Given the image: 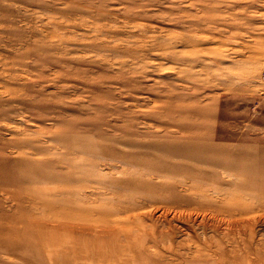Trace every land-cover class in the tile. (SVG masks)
Segmentation results:
<instances>
[{"label":"rangeland","instance_id":"1","mask_svg":"<svg viewBox=\"0 0 264 264\" xmlns=\"http://www.w3.org/2000/svg\"><path fill=\"white\" fill-rule=\"evenodd\" d=\"M187 141L244 164L158 168ZM248 155L264 0H0V264H264V205H210L253 184Z\"/></svg>","mask_w":264,"mask_h":264},{"label":"bare ground","instance_id":"2","mask_svg":"<svg viewBox=\"0 0 264 264\" xmlns=\"http://www.w3.org/2000/svg\"><path fill=\"white\" fill-rule=\"evenodd\" d=\"M218 85V84H217ZM225 89V88H224ZM166 146H168V147H166ZM160 148L161 149H165L166 150V152H168L169 154H171V157H170V162H171V164H172V167L171 166H167V165H163V167H158L159 169H167V168H172V169H174V167L176 168V169H178V168H182V167H187V165H188V167L190 168V166L189 165H191V166H193L194 168H196L195 167V165H199V166H203L204 164H206V165H208V166H214V165H218V166H230V165H234V164H236V163H241V162H239L237 159L239 158L238 156L239 155H242L243 154V152H241V151H239V150H233V151H231V152H229V153H227V152H223L222 151V145L221 144H215V143H208V142H205V145H203L202 144V142H200V141H187V142H185L183 145H178V144H171V143H165V144H161L160 145ZM231 154H233L234 156H229V155H231ZM173 156H175L174 158H173ZM245 156V155H244ZM249 156V159L248 160H250L249 162H247L248 163V165L245 163V168L249 171V173L251 172V174H250V177L253 179V184L252 185H250V186H242V187H239L238 186V188L236 189V192H234V193H231V195H228V193L226 192L227 191V189L230 187H228V188H225L226 189V191L224 192V188H222V187H219V188H222V189H219L218 187H217V189H214V190H212V192H214L217 196H219V198L218 199H215L213 202H211L210 203V205L213 207V209H217V210H221V211H223V212H227V214L229 213V214H241V213H246L249 209H254V207L255 208H260L261 209V207H263V203H264V156H258V157H253V158H251L250 159V155H248ZM181 159H180V158ZM243 157V156H242ZM247 157V156H246ZM156 159V158H155ZM184 159H186V160H188V161H185ZM158 164L157 165H159L161 162L159 161V162H157ZM241 164H244V163H241ZM255 164H258L259 166H261L262 168H261V171H259V172H257L256 170H255V172L254 171H251V169L249 168V167H253V165H255ZM162 165V164H161ZM185 165V166H184ZM126 167V166H125ZM204 167V166H203ZM203 167H201L200 168V170L201 171H203ZM127 168V167H126ZM154 168V167H153ZM243 168V167H242ZM139 169V168H138ZM221 169V168H220ZM244 169V168H243ZM125 170V169H124ZM212 170H214V169H212ZM245 170V169H244ZM14 171V168L12 167V172ZM223 171H227V170H223ZM228 171H229V169H228ZM159 172H161V171H159ZM166 173H167V171H166ZM230 173V172H229ZM150 174H153V173H151L150 172ZM163 174H165V173H163ZM174 174V173H173ZM228 174V173H227ZM226 174V175H227ZM230 174H232V173H230ZM190 175V174H189ZM238 175V174H237ZM157 176V175H156ZM155 176V177H156ZM215 176H216V174H215ZM224 176V175H223ZM233 176V175H232ZM239 176V177H238ZM237 176V178L238 179H240V175H238ZM226 177H228V176H226ZM2 178H3V180L4 181H10V179H12L13 177H12V175L11 176H9V173L8 172H5L4 173V176H2ZM159 178V177H158ZM174 178V177H173ZM186 179V178H185ZM190 179V178H189ZM227 179V178H226ZM233 179V178H232ZM241 179H242V177H241ZM240 179V180H241ZM190 180H192V179H190ZM240 180H237V181H240ZM149 181H150V179H149ZM157 181V180H156ZM226 181V180H225ZM236 181V182H237ZM158 182V181H157ZM157 182H155V183H157ZM166 182V184H167V182L168 181H165ZM185 182H186V180H185ZM185 182H183V183H181L182 185L185 183ZM188 182V181H187ZM227 183H228V181H226ZM231 182H232V184H233V181L231 180ZM173 183H179V178H177V180L176 179H174V181H173ZM173 183H170V184H173ZM191 183V182H190ZM169 184V183H168ZM167 184V185H168ZM222 184V183H221ZM220 184V185H221ZM250 184V183H249ZM185 185V184H184ZM190 185V184H189ZM227 185V184H226ZM225 185V186H226ZM163 186V185H162ZM165 186V185H164ZM187 186V185H186ZM233 186H235V185H233ZM161 187V186H160ZM173 186L172 185H168V187L167 188H169V189H173L172 188ZM214 187V186H213ZM165 188V187H164ZM208 188H210V187H208ZM212 188V187H211ZM216 188V187H215ZM179 189V188H178ZM224 189V190H223ZM100 190V189H99ZM192 190H193V188H192ZM223 190V191H222ZM204 191V190H203ZM207 191H208V189H207ZM211 191V190H210ZM228 191H231V190H228ZM235 191V190H234ZM5 192V191H4ZM210 193V192H209ZM208 193V194H209ZM214 193H213V195H214ZM36 194V193H35ZM48 194V193H47ZM207 194V195H208ZM223 194H224V196H223ZM61 195V194H60ZM196 195V194H195ZM213 195L211 196V197H213ZM244 195H245V197H244ZM45 196V195H44ZM146 196V195H145ZM188 196V195H187ZM209 196V195H208ZM207 197V196H206ZM215 197V196H214ZM43 198V197H42ZM171 198H172V196H171ZM197 197H195V199H196ZM210 197H208V199H209ZM248 198H251V199H249V201H248ZM55 199V198H54ZM202 199V198H201ZM204 199V198H203ZM221 199H223V200H221ZM233 200V202H230L229 200ZM52 200V199H51ZM207 200V199H206ZM205 200V201H206ZM211 200V199H210ZM221 200V201H220ZM145 202V201H144ZM200 202V201H199ZM202 203V202H201ZM200 203V205H204V204H209V201L208 202H206V203H202L201 204ZM54 204V203H53ZM129 205V204H128ZM209 205V206H210ZM167 206V205H166ZM171 206V205H170ZM158 207V206H157ZM174 207V206H173ZM183 207V206H182ZM3 208V207H2ZM171 208V207H170ZM174 208H176V206L174 207ZM187 208V207H186ZM88 209V208H87ZM173 209V208H172ZM184 209H185V207H184ZM188 209V208H187ZM186 209V210H187ZM21 210V209H20ZM196 210H197V208H196ZM205 210V209H204ZM26 211V210H25ZM165 211H167V210H165ZM177 211H178V208H177ZM181 211V210H180ZM188 211V210H187ZM202 211V210H201ZM207 211V210H206ZM209 211V210H208ZM163 212V211H162ZM185 212V211H184ZM200 212V211H199ZM204 212V211H203ZM213 211H211V213H212ZM165 213H168V212H165ZM171 213V212H170ZM183 213V212H182ZM189 213V212H188ZM193 213H194V211H193ZM206 213V212H205ZM215 213V212H214ZM158 214V213H157ZM174 214V213H173ZM176 214H178L177 212H176ZM175 215V214H174ZM179 215H181V213H179ZM189 215V214H188ZM193 215V214H192ZM196 215V214H195ZM205 215V214H204ZM204 215L202 216V218L205 220V218H204ZM208 215V214H207ZM225 215V214H224ZM243 215V214H242ZM168 216V215H167ZM170 216V215H169ZM172 216V215H171ZM170 216V217H171ZM194 216V215H193ZM196 216H198V215H196ZM209 216V215H208ZM223 216V215H222ZM227 216V215H226ZM252 216V215H251ZM27 217V216H26ZM174 217V216H173ZM186 217V216H185ZM207 217V216H206ZM209 217H211V218H216V217H214V215H211V216H209ZM224 217V216H223ZM239 217V216H238ZM238 217H237V219H238ZM241 217V216H240ZM160 218V217H159ZM175 218V217H174ZM177 218V217H176ZM175 218V219H176ZM195 218V217H194ZM233 218H235V217H233ZM179 219H181L180 217H179ZM198 219H199V217H198ZM218 219V218H217ZM220 220H222L223 221V223L225 224V223H227L228 224V226L230 227V223L231 222H229V221H234L233 219L232 220H230V218H228V219H226L225 220V218H219ZM218 219V220H219ZM245 219H246V217H245ZM188 220V219H187ZM189 220H190V218H189ZM188 220V221H189ZM240 220H241V218H240ZM172 221V220H171ZM191 221V220H190ZM193 221V220H192ZM191 221V222H192ZM207 221V220H206ZM211 221H213L214 223H212L211 225H213L214 224V226H217V224L215 223V221H216V219H215V221L214 220H210V222ZM244 221V220H243ZM243 221H242V223H243ZM160 222V221H159ZM197 222V221H196ZM200 222H202V221H200ZM205 222V221H204ZM217 222V221H216ZM219 222V221H218ZM236 222V221H235ZM234 222V223H235ZM238 222V221H237ZM236 222V223H237ZM240 222V221H239ZM244 222H246V220L244 221ZM171 223H174V222H171ZM179 223V222H178ZM182 223V222H181ZM234 223L232 222L231 223V225L232 226H234ZM247 223V222H246ZM261 223V222H260ZM180 224V223H179ZM178 224V225H179ZM190 224H192V223H190ZM239 224V223H238ZM237 224V225H238ZM249 224H250V220H249ZM176 225H177V223H176ZM182 225H183V223H182ZM181 225V226H182ZM186 225H187V222H186ZM194 225V224H193ZM236 225V227L234 228V230L236 231V230H238L237 228L239 227V225L237 226ZM55 226V225H54ZM81 226V225H80ZM163 226V225H162ZM181 226H180V228H181ZM197 226H199V225H197ZM201 226H203V225H201ZM260 226V225H259ZM263 226V225H262ZM104 227V226H103ZM157 227V226H156ZM185 227V226H184ZM225 227H227V226H224V227H222L223 228V230H224V228ZM246 227V226H245ZM201 228H203V227H201ZM214 228V227H213ZM221 228V227H220ZM86 229V228H85ZM113 229V228H112ZM165 229V228H164ZM175 229V228H174ZM187 229H188V227H187ZM191 229V228H190ZM196 229V228H195ZM204 229V228H203ZM210 229H212V228H210ZM228 229H230V228H228ZM231 229H233V228H231ZM247 229V228H246ZM42 230V229H41ZM75 230H77V229H75ZM84 230V229H83ZM89 230H91V229H89ZM100 230V229H99ZM177 230H179V229H177ZM196 230H198V228L196 229ZM240 230V229H239ZM82 231V230H81ZM85 231H87V230H84V232ZM187 231V230H186ZM214 231H216V230H214ZM219 231H220V229H219ZM218 231V232H219ZM222 231V230H221ZM232 231V230H231ZM242 231V230H241ZM246 231V230H245ZM40 232V231H39ZM83 232V231H82ZM112 232V231H111ZM199 232V231H198ZM234 231H232V233H233ZM243 232H244V230H243ZM45 233H46V231H45ZM106 233V232H105ZM206 233V232H205ZM239 233V232H238ZM84 234V233H83ZM207 234V233H206ZM209 234V233H208ZM242 234V233H241ZM38 235V234H37ZM121 235V234H120ZM201 236H202V233L200 234ZM209 237V236H208ZM58 238V237H57ZM121 238V237H120ZM169 238H170V236H169ZM201 238V237H200ZM5 239V238H4ZM12 240V239H11ZM37 240V239H36ZM165 240V239H164ZM239 240V239H238ZM244 241V240H243ZM9 243V242H8ZM13 243V242H12ZM28 243V242H27ZM50 246V245H49ZM51 247V246H50ZM37 248V247H36ZM53 247H51V249H52ZM48 249V248H47ZM50 249V248H49ZM62 250V249H61ZM40 251V250H39ZM57 252V251H56ZM74 252H75V250H74ZM45 253V252H44ZM74 255V254H73ZM78 255H79V252H78ZM53 256V255H52ZM77 257V256H76ZM53 258V257H52ZM48 259V258H47ZM50 259V258H49ZM53 260H54V258H53ZM50 261V260H49ZM56 261V260H55ZM68 261V260H67ZM61 262V261H60ZM71 262V261H70ZM50 263H52V262H50ZM222 263V262H221ZM238 263V262H237ZM251 263V262H250ZM55 264H56V262H55ZM236 264V263H235Z\"/></svg>","mask_w":264,"mask_h":264}]
</instances>
